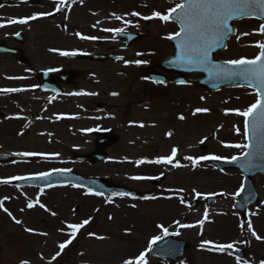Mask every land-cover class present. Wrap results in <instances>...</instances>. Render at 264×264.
<instances>
[{"label":"flooded vegetation","instance_id":"obj_1","mask_svg":"<svg viewBox=\"0 0 264 264\" xmlns=\"http://www.w3.org/2000/svg\"><path fill=\"white\" fill-rule=\"evenodd\" d=\"M88 2L91 3L88 4ZM80 4L79 14L78 6ZM57 5L58 0H50L51 8L48 13L51 15L37 16L36 19H30L24 24L18 23L23 28L21 32H18L21 35L19 57L11 53L0 52V89H23L19 92H0V154L22 157L17 161L0 162V202H2L0 225L6 229L4 236L0 238V254L10 255L11 263L8 264H19L21 260H27L30 264L31 252L34 251L50 252L49 256L45 257L37 254L40 258L44 257V264H61L62 260L57 263L56 259H52L60 250L58 245L69 239H71V243L66 246V249L77 244L83 230L81 228L74 238L71 237L72 230L67 225L75 224V222L72 221V216L67 213V210L61 211L58 207L63 213L64 219L59 220V212L56 209V198L58 197L62 198L64 195L67 199V196L69 197V194L74 192L78 193L79 198L85 200L96 199L103 206L109 202H116L130 207L131 210H136L142 204L153 202L164 204L169 201L170 197L178 196L176 193L170 192L175 189V186L170 187L166 183L173 171L178 173L184 170L191 171L200 166L215 169L213 166L215 160L200 161L193 167L192 162L185 157L196 158L201 154H196V150H193L192 147L184 150L183 154H178L181 151L179 149L184 147L180 134L183 133L185 139L189 138L192 133L189 126L194 121L195 110L188 101L192 85L176 84L170 81L167 83L156 82L146 76L145 70L143 71V68L148 71L152 69L166 76L176 77L177 74L170 71L165 72L159 67L160 61L168 56L157 62L147 60L136 64L135 61L139 60L137 57L129 59L119 52L128 50L135 43L143 40L145 33L131 29L132 26H128L131 23L125 24L123 21L124 25L118 24L119 28L123 29L121 33H114L117 35L115 41H120L122 45L118 48L106 43V40L103 39L106 31L99 29L100 25L96 19L91 21L93 15L84 17L80 21V25L84 28L80 27L77 22L78 18L82 16L88 5L96 6V0H59V8ZM39 6L40 4L37 3L31 7L39 8ZM16 8L21 9L22 7L20 4H13V0L8 5L0 6V23L4 24L3 27H0V41L4 46H12L7 40L9 33L7 13ZM38 11L27 14V17L43 13ZM72 14H77L76 22H73ZM27 17L21 15L17 17V20ZM36 25L46 26L49 29L42 31V34L38 35L34 42L32 41L34 50H31L28 48L25 32H29V29L26 30L27 26L31 28ZM77 32L86 37L95 36L97 39H81L76 35ZM129 34H137L138 37L135 42L125 47L126 41L134 39L129 37ZM50 49L57 51H50ZM61 51H75L80 55L98 54L103 57L109 54L112 57H122V59L76 58L60 55ZM49 69H54V71H49ZM61 70L72 72L67 81L57 79V72ZM41 72H54V74L46 76L43 82H40L38 79ZM193 76L198 77L199 75ZM186 78L192 77L186 75ZM112 93H117V95H112ZM66 103H71L72 106L67 111L64 109ZM180 116H183L184 119H179ZM171 121L174 123V127L168 131L172 133L171 136H168L165 135L162 127ZM66 122L77 125L78 137L82 144L81 154L97 149L96 141L103 138L106 133H113L114 137L119 135L117 143L106 149L107 161H99L95 164L77 162L69 164L93 167L95 171L88 172L89 175L103 178L118 188L121 186L133 189L137 191V195H95L89 189L74 187L67 184V181L64 184L32 185L29 183L18 184L19 180L11 179V177H30L41 172H51L53 169H72L65 165L62 130L66 127ZM123 128L131 131L125 140L120 138L122 132L119 130ZM118 145H123L124 150L120 151V155L116 153L113 155L111 151ZM167 147H169L168 151H166ZM173 147L178 149L173 164L152 162L158 157L170 155ZM205 148V145L201 148L202 152L206 150ZM143 152L144 154L141 155ZM24 153L46 155H23ZM57 154H62L63 157L55 165L53 155L57 156ZM234 155L237 156L236 154L228 156L215 154V156L224 158L219 159L223 161L230 160ZM137 160L145 162L137 165L135 163ZM67 161L69 162V158ZM175 164L180 166H173ZM135 176L153 177V179H132ZM5 180L9 182H2ZM206 196L200 199L196 198L197 206L202 203L206 206ZM29 202L34 205L30 209L27 207ZM41 204L45 207H40ZM79 207H81L80 204L72 208L73 216H76ZM250 207H256L260 212L264 211L258 209V204ZM5 208L11 212V217L4 211ZM231 209L236 216L235 201H233ZM35 210L41 212L40 219L44 229L51 233L42 232L44 243L31 247L27 238L28 234L25 231L27 228L26 211L31 213ZM53 212L56 215H52ZM87 215L88 213H85L78 223L86 220ZM12 217L22 223L16 224ZM156 225L154 222L151 234L155 235L158 232L162 235ZM164 226L167 227L165 224ZM58 228L65 230L63 233L66 237L62 240L55 238ZM169 232H171L170 229ZM7 243H11L12 246ZM241 244V247L230 249L227 255H231L238 264L245 262L249 264L252 261L261 264L264 256L258 254L257 249L252 250V244L250 245L249 242L243 241ZM234 249L240 250L244 257L239 259L237 255H233L232 250ZM52 251L53 253H51ZM46 259L48 262L45 261Z\"/></svg>","mask_w":264,"mask_h":264},{"label":"rangeland","instance_id":"obj_2","mask_svg":"<svg viewBox=\"0 0 264 264\" xmlns=\"http://www.w3.org/2000/svg\"><path fill=\"white\" fill-rule=\"evenodd\" d=\"M180 2L181 0H96V6L88 5L77 22L80 27L84 28V26L80 25V21L86 16L90 17L93 15L91 21L96 19L100 25L99 29L102 31L106 28H119L118 24H123L122 22L125 20L130 21L131 24L128 23V26L131 25V29H137L145 33L143 40L135 43L130 49L119 52L129 59H136L137 57L141 61L150 60L151 62H157L170 54L172 47L167 36L177 31L178 26L171 21L164 22L156 18L145 20L142 17L151 16L153 11H159L162 14L166 13L169 8ZM15 3L20 4L22 8L9 10L7 13L8 21L17 19L21 15L27 17V14L35 13L37 10H39L38 12L48 13L51 8L50 0H38L36 3H28V0H15L13 4ZM37 3L40 4L39 8L31 7ZM90 3L88 2V4ZM80 10L81 4L78 6L79 14ZM132 12H138L140 15L132 16L130 15ZM76 15L72 14L73 22H76ZM115 16H121L122 19L116 20ZM260 23L259 20L254 18L242 19L236 22V31L228 40L226 48L218 53V58L220 60L239 59L241 57L254 58L260 51L255 45L257 42H264V34L258 31ZM8 26L7 40H9L10 45L15 46L12 36L17 34V32H21L23 28L18 23H8ZM38 27L37 25L31 28L29 26L26 27V30L29 29V32L27 31L25 34L28 39V48L31 50H34L32 41L34 42L38 35L42 34V31L49 29L46 26ZM245 32L250 34L247 36L241 35V33ZM237 36H240L239 40ZM116 38L117 35H114V32H106L105 36H103L106 43L118 48L122 45L120 41H115ZM194 77L197 76H192V78ZM188 96V101L194 107V110L196 108H207L208 111L203 114L193 115L194 121L189 126L192 129L191 136L184 139L183 133L180 134L184 147L179 149L181 151L178 154H183L184 150L189 147L196 150V154L205 156L215 154L219 156L237 155V153L245 150L226 147L225 145L246 143L243 135L244 117L230 110H243L254 103L257 97L253 90L244 86L224 88L223 90L207 93L203 89L200 90L192 86L191 93ZM202 97L203 99H201ZM163 103L162 106L164 107ZM69 107L72 108L71 103L64 104L65 111ZM172 127H174L172 121L163 125L162 130L165 135ZM237 128L239 132L236 131ZM62 131L64 133L65 165L82 174L95 171L93 167H85L84 165L71 166L69 164L67 160L71 154L82 152V144L78 137L75 123L66 122V127ZM119 131L122 132L120 133L122 140L128 138L131 133V131L124 128ZM201 140H204L203 144L200 143ZM204 145L206 150L202 152L201 147H204ZM168 149L169 147H167L166 151ZM122 150H124L123 145H118L112 149L111 153L120 155ZM53 156L55 165L63 157L62 154ZM241 179L242 175L240 172L233 169L219 171L210 167L205 166L204 168V166H200L191 171L184 170L180 171V173L173 171L166 183L170 187L175 186V189L170 190V192L176 193L178 196L170 197L169 201L164 204L158 202L142 204L136 210H131L130 207L116 202H109L103 206L96 199L85 200L79 198L77 196L78 193L75 194L74 192H71L67 199L64 195L62 198L58 197L56 198V209L59 207L61 211L67 210V213H70L71 219L75 223H78L79 219H82L85 213H88V218L86 219L89 220V223L82 228L83 231L80 233V239L77 244H73L68 249L66 247L61 252V255L56 257V262L58 263L59 260H62L69 264H122L123 260L135 258L140 251H144L147 248L148 240L154 236V234H151L154 222L155 224L167 225V228L173 233L179 232V235L175 236L188 242L187 250L177 264H181L182 261L183 264H238L237 261L232 259L231 255H227L230 250L221 253L209 251L207 248L202 249L200 245L204 240L213 241L214 243H233L234 247H241L243 241L249 242L250 245L252 244V250L257 249L258 254L264 256V239L257 240L247 229V224L250 221L257 235L264 238V211L260 212L256 207H250L248 218L242 220L237 212L236 216H234L231 209L233 201L236 200L238 190L241 188ZM254 179L257 190H259V199L263 198L264 176H256ZM181 189L182 191H180ZM193 189L202 195L199 197L195 196ZM217 193L220 196L209 206L206 207L203 203L196 205V207L191 206L193 199H200L208 194ZM181 199H183V203H181ZM65 202L67 203L66 205ZM78 204L81 207H79L76 216H73L72 208ZM60 209H58L59 220H64ZM205 213H207V219L201 225L198 221L204 219ZM40 214L39 210L31 213L26 211L27 228L34 230L33 232L26 231L31 247L44 243L42 241V232L51 233V231L44 229ZM174 221L193 225V227L180 228ZM63 231L65 230L59 228L56 230L55 238L57 240H62L66 237ZM4 232H6V229L0 225V238L4 236ZM156 233L155 235H160V233ZM98 237H104V239H99ZM50 241L52 242V240ZM7 244L12 246L11 243ZM48 253L50 252H31L30 264H44L43 258ZM37 254L44 255V257L40 258ZM9 256L7 253L6 255L0 254V264L11 263ZM4 257H6L5 260H3ZM146 259L148 264L168 263V261H162V259L157 257L154 258L149 252L146 253ZM45 261L48 262L47 259ZM249 264H260V262L252 261Z\"/></svg>","mask_w":264,"mask_h":264},{"label":"snow or ice","instance_id":"obj_3","mask_svg":"<svg viewBox=\"0 0 264 264\" xmlns=\"http://www.w3.org/2000/svg\"><path fill=\"white\" fill-rule=\"evenodd\" d=\"M59 8V0L58 5ZM51 15V13H36L31 17L22 18V19H12L9 20L8 23H21L24 24L30 19H36L37 16H45ZM115 15V14H113ZM130 15L139 16L138 12H132ZM256 18L264 21V0H181L180 3H176L174 7H171L167 10L166 13H161L159 11H153L151 16L142 17L145 20L149 19H159L164 22H168L172 19L179 24V30L174 33H170L167 36V39H175L177 41V55L176 60L172 61L173 64L180 66L183 64L190 65H199L205 66L211 64L210 54L217 46L220 45L221 41L224 37L228 36L233 29L230 26V21L238 18ZM116 20H121V16H115ZM99 23V22H97ZM125 24L130 23V21L125 20ZM4 24L0 23V27H3ZM106 32H114L121 33L123 29L115 28L104 29ZM258 31L261 34H264V22L260 23ZM250 33H241L243 36H247ZM19 35V33H17ZM81 39H92L95 40L97 37H86L82 36L79 32L76 33ZM237 39H240V36H237ZM226 46V45H225ZM260 49L259 53L255 55L254 58H245L241 57L239 59H229L223 61L220 65H212L211 68H205L206 71L210 72V75H215L224 79H241L248 82L249 86H254L256 89V100L254 103L250 104L246 109H233L230 111H235L238 115L244 117V139L249 140V131L251 129L252 138L256 141L255 150L252 152H241V156L248 157L249 159L252 156H264V42H257L255 45ZM50 51H57L56 49H50ZM76 52H68L61 51L60 55L68 56L75 55ZM138 55H140L138 53ZM120 59V57H117ZM126 63H128L126 61ZM136 64L143 63V61L137 60ZM231 66V67H228ZM49 71H54V69H49ZM178 83L183 84L184 81H178ZM23 91L20 88H6L0 89V92H19ZM81 94V93H77ZM90 94V93H83ZM94 95V93H91ZM112 95H117V93H112ZM203 99V97L201 98ZM207 108H196L194 113L199 112H207ZM179 119H184L183 116H180ZM143 126V125H141ZM239 132V129H236ZM166 135L171 136L172 133L168 132ZM201 144L204 143V140L200 141ZM226 147H235L240 149H250L252 145L250 143L243 144H226ZM178 149L173 147L171 149V154L168 156L158 157L153 163L160 164H173L174 158L177 155ZM23 155H46L43 153H24ZM185 159L192 162V166L195 167L200 161L205 160H219L224 159L215 155H201L199 157L193 158L192 156H187ZM239 157L232 156L230 158L231 161H237ZM143 160H137L135 163L137 165L144 163ZM173 166H180L175 164ZM70 169H53L51 172H41L37 173L34 176L30 177H11L12 180H20V179H44L52 174V172H68ZM135 180L142 179H153V177H142L135 176L132 177ZM7 183L9 181H2ZM243 188V185H241ZM182 191V189L180 190ZM239 191V190H238ZM195 196L199 197L202 194L195 189H193ZM96 195H102V193L97 192ZM238 194V193H237ZM119 195L124 196L128 195V193H120ZM147 199L148 197H144ZM155 199V197H152ZM7 199V198H5ZM183 199H181V203H183ZM34 205L32 202L27 204V207L30 209ZM0 207H2V202H0ZM40 207H45L43 204ZM135 207V205H133ZM5 212L11 217V212L5 208ZM52 215H56V213H52ZM16 224H21L22 222L15 217H12ZM111 219V217H109ZM207 219V213H205L204 219L198 221L199 224L203 225L205 220ZM89 223V220H83L81 223L68 224L67 227L71 229V237L74 238L77 232L83 228L85 225ZM180 228H188L193 227V225L189 224H181L179 221H174ZM156 227L161 230L162 235H154L147 242V248L144 251H140L139 254L135 258H129L122 261V264H148L146 259V253L152 249L153 245L156 244L157 241L161 240L164 236L168 235H179V232L169 233V229L165 227L163 224H157ZM247 229L252 233V235L257 239L261 240V238L257 233L253 230V225L249 221L247 224ZM25 231L33 232V229L26 228ZM127 231V230H126ZM90 235H92L90 233ZM99 239H104V237H98ZM71 243V239L64 241L58 245L61 251L56 252L55 256L52 257L53 260L56 257L61 255V252L66 248L68 244ZM210 246V247H208ZM200 247L202 249L207 248L209 251H218V252H226L234 247L233 243H214L213 241L204 240L201 242ZM19 264H29L27 260H21ZM183 264V261L181 262ZM246 264V262H245ZM261 264H264V261H261Z\"/></svg>","mask_w":264,"mask_h":264},{"label":"water","instance_id":"obj_4","mask_svg":"<svg viewBox=\"0 0 264 264\" xmlns=\"http://www.w3.org/2000/svg\"><path fill=\"white\" fill-rule=\"evenodd\" d=\"M38 0H33V2H37ZM6 1L0 0V5H5ZM245 18H250V17H245ZM242 18L234 19L233 21H230V26L233 29V31L226 37L223 38L221 41L220 45L215 48L210 54L211 57V64L205 65V66H199V65H190V64H183L180 66H177L172 63V61L176 60V55L178 52L177 49V41L175 39H171L170 43L173 45V52L172 55L168 57V59L162 61L159 64V67L165 71L171 70L174 71L179 75L178 78H167L165 76L157 75L152 69L148 71L147 69L143 68V71L145 72L147 77L152 78L153 80H161L164 83H167L169 81H173L178 83V81H184V83H189L196 85L198 87L204 88L207 92H212L219 90L221 88H231L234 86H248L249 88L253 89L256 91L254 86H249L248 82L245 80H241L239 78L237 79H224L220 78L215 75H210L209 71H206L205 68H211L212 65H220L223 63V60L220 61L216 53L217 51H221L225 49V45L227 44V40L235 33V27L232 25L233 22L235 21H240ZM252 19V18H251ZM173 22H176L175 19H172ZM262 21V20H261ZM264 22V21H262ZM177 23V22H176ZM178 24V23H177ZM179 26V24H178ZM19 36L17 35L14 39L16 41H19ZM137 38V35H135V39ZM135 41V40H132ZM131 41V42H132ZM3 43L0 42V52L2 53H11L16 57H19L18 55L21 53L19 49L11 48L2 45ZM129 44V42L127 43ZM126 44V45H127ZM73 55H70V57ZM78 58H95L99 60H104L107 59L104 58L103 56L100 55H82L79 57L76 55ZM231 67V66H228ZM147 70V71H146ZM190 73H202L204 76L201 77V79L198 80H187L185 78L186 74ZM53 73L51 72L50 74L42 73L40 75L39 81L43 82V79L46 76H51ZM71 75V72L69 71H61L57 72V79L58 80H63L67 81L68 76ZM180 84V83H179ZM117 141V136L114 137L113 134L107 133L104 135V137L98 141L97 143V149L91 153H88L86 155H77L73 156L70 161L71 162H89V163H97L101 160H106L107 155L104 153V150L110 146L116 143ZM247 143H250L252 145V148L247 149V152H252L255 150L256 147V141L255 139L252 138V133L251 129L249 131V140H247ZM239 159L237 161H226V162H221V161H215V165L219 168H234L238 169L242 175H243V188L241 189V192L238 193L237 196V202L235 203V209L237 212H240L241 217L245 219L248 216L247 212V207L250 206V204H255L258 202V191L256 190V185L253 181V177L255 175L263 174L264 175V156H252L250 159L245 156H238ZM21 157L17 156H9L5 154H0V162L1 161H17L20 160ZM67 183L73 184L74 186H79V187H89L94 193L100 192L102 194H120V193H128L127 196L131 195H137V192L134 190H129L126 188H118L116 185H113L111 183H108L104 179L102 180L101 178H97L95 176H90V175H82L79 173H75L73 171H68L66 172V176L63 172H55L54 174H51L50 176L44 178V179H23L18 181V184H23V183H29L32 185H48V184H58V183ZM217 196L213 197H207L206 198V205H210ZM192 206H196V201H192ZM259 209H264V199L261 201L259 205ZM187 248V243L175 239L173 235H168L164 236L161 240L157 241L155 245H153L152 249L149 250L150 254L153 257H158L164 261L169 260L168 264H177L178 260L183 257L185 250ZM237 255L241 258L243 257L242 252L237 253ZM62 264H67V263H62ZM160 264V263H157Z\"/></svg>","mask_w":264,"mask_h":264}]
</instances>
